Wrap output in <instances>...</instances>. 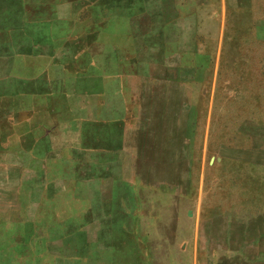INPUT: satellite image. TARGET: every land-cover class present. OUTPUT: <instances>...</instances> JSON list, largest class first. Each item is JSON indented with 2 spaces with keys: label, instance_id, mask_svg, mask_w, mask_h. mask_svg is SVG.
I'll use <instances>...</instances> for the list:
<instances>
[{
  "label": "rangeland",
  "instance_id": "obj_1",
  "mask_svg": "<svg viewBox=\"0 0 264 264\" xmlns=\"http://www.w3.org/2000/svg\"><path fill=\"white\" fill-rule=\"evenodd\" d=\"M0 264H264V0H0Z\"/></svg>",
  "mask_w": 264,
  "mask_h": 264
}]
</instances>
